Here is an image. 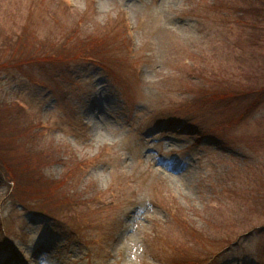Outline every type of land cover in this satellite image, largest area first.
Listing matches in <instances>:
<instances>
[{"label":"rangeland","instance_id":"obj_1","mask_svg":"<svg viewBox=\"0 0 264 264\" xmlns=\"http://www.w3.org/2000/svg\"><path fill=\"white\" fill-rule=\"evenodd\" d=\"M260 1L0 0V57L44 54L0 66V152L52 158L25 205L0 168V264H264Z\"/></svg>","mask_w":264,"mask_h":264},{"label":"trees","instance_id":"obj_2","mask_svg":"<svg viewBox=\"0 0 264 264\" xmlns=\"http://www.w3.org/2000/svg\"><path fill=\"white\" fill-rule=\"evenodd\" d=\"M262 1H260L261 3ZM262 4L264 5V2H262ZM258 9V13H260V11H263L264 13V7L263 8H259ZM3 36V35H2ZM2 41L4 44L8 43V47L6 48V46L4 45V51H3V57L1 58L0 61V66H6L8 64V61L14 60V64H21V63H26L29 60H40V58L44 57V54H42L41 56L38 55V51H42L41 49H39L38 44H35L34 46L31 44V34H27V30L25 27H23L22 32L20 34H17L16 37H10L9 35H5L4 37H2ZM41 44V42H40ZM47 49H44L46 51H44L43 53L46 52L47 59H50V51L49 49L51 48L50 46L46 45V43H43ZM17 47L20 49L18 52H15ZM29 55V57H28ZM31 55H33L34 57H30ZM3 59V60H2ZM248 88H252L250 86H245L242 84L236 85L235 87H230L229 89H225L223 88L222 90H220V92H213V96L214 98H221V97H226V96H246L250 93V91L248 90ZM258 101V94L254 95L253 97L250 98V100L245 103L242 106V110L238 113V115L236 117L230 118L231 120H233L234 122H230V120H228L227 122H222L220 124V126L226 127V125H231V123H236L239 118H242L243 116H245L247 113H249L254 106L257 104ZM28 145V144H27ZM34 146L29 145V146H25L24 151L23 152L27 155L26 159H22V163H14V164H9V162L4 161L3 156L0 152V163L2 164V166L0 165L1 170H3V173L6 175V177H8V186L11 188L9 190V194L11 196H14L16 199L21 200L20 202L25 205L23 203V200L25 199L23 197V193L20 192V197L19 195H14V187L16 186V183L19 182H26L25 185V190L27 192H34V194L36 195V199L40 200L42 194L44 193V190L42 189V185L41 183L36 179V176H33L31 174H26L28 167L30 166L31 162H33L34 159H32V157H36L37 159L41 156V152L40 151H35L33 149ZM35 148V147H34ZM40 150V149H38ZM43 151V150H42ZM43 157L39 158L38 161L39 163H41L43 166H47L48 164L51 163L52 158L51 155L48 153V151H43ZM42 166V167H43ZM64 178H67V176H64ZM63 179V178H62ZM11 180V181H10ZM26 195H29L30 193H25ZM39 202V201H38ZM27 206V205H26ZM73 206V205H72ZM40 213L44 214V215H49L54 221H56L57 225H59L61 223V220L52 215L49 214L48 212H43V211H39ZM60 222V223H58ZM67 228H71L70 226H68ZM74 228V227H73ZM76 228V227H75ZM74 228V229H75ZM77 230V229H76ZM204 234H201V237ZM195 240H198V237H195ZM180 262L178 261H174L175 263H179V264H198V260H193L192 258H188L187 256H184L182 258L179 259Z\"/></svg>","mask_w":264,"mask_h":264}]
</instances>
